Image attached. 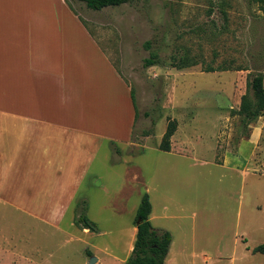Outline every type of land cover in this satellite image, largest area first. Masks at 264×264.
<instances>
[{
	"label": "rangeland",
	"instance_id": "374dc122",
	"mask_svg": "<svg viewBox=\"0 0 264 264\" xmlns=\"http://www.w3.org/2000/svg\"><path fill=\"white\" fill-rule=\"evenodd\" d=\"M69 1L135 91L134 144L123 151L105 144L72 196L28 193L27 205L14 194L1 198L0 264H89L88 251L106 249L129 257L147 187L153 224L173 233L177 264H264L253 252L264 244V113L248 121L237 112L248 79L264 74V3L131 0L95 10ZM152 52L160 62L146 67ZM175 54L197 64L173 67ZM172 119L176 148L166 152L160 144ZM68 201L59 226L43 220L42 212ZM81 214L96 224L90 236L76 223Z\"/></svg>",
	"mask_w": 264,
	"mask_h": 264
},
{
	"label": "crops",
	"instance_id": "0c3cea01",
	"mask_svg": "<svg viewBox=\"0 0 264 264\" xmlns=\"http://www.w3.org/2000/svg\"><path fill=\"white\" fill-rule=\"evenodd\" d=\"M82 17L69 0H0V199L14 194L27 205L28 193L69 197L105 144L122 151L134 144L132 87ZM181 146L186 151V141ZM150 198L153 224L158 216ZM68 207L69 201L64 210L47 209L43 220L59 226ZM137 231L134 224V242ZM173 239L165 264L178 261ZM97 257L96 264L128 259L108 249Z\"/></svg>",
	"mask_w": 264,
	"mask_h": 264
},
{
	"label": "trees",
	"instance_id": "16d2710c",
	"mask_svg": "<svg viewBox=\"0 0 264 264\" xmlns=\"http://www.w3.org/2000/svg\"><path fill=\"white\" fill-rule=\"evenodd\" d=\"M131 0H85L89 8L101 10L106 7H116ZM264 3V0H259ZM264 6V5H263ZM151 41L146 42V46L151 48ZM160 62L159 55L152 52L149 57L144 59L146 67L158 64ZM196 61L188 57H181L177 54L172 56L171 65L179 69L196 65ZM243 67H237L235 70H244ZM247 69V68H246ZM208 72L230 70L229 67H213L209 66L205 69ZM247 92L242 96L241 105L238 113L244 115L248 121H254L264 113V74L258 72L252 75L247 82ZM132 97L136 109V119L138 116V105L136 101L135 91L132 88ZM177 130V120L172 119L167 125V129L162 137L160 149L163 151H171L172 137ZM152 212L151 198L148 192L142 196L141 203L138 207L135 225L138 229L134 247L131 255L128 257L126 264H165L169 247L172 242V233L168 230L158 229L153 226L150 215ZM78 225L96 230V224L86 215H79L76 220ZM253 252H261L264 254V244H260L253 248Z\"/></svg>",
	"mask_w": 264,
	"mask_h": 264
},
{
	"label": "water",
	"instance_id": "95a60500",
	"mask_svg": "<svg viewBox=\"0 0 264 264\" xmlns=\"http://www.w3.org/2000/svg\"><path fill=\"white\" fill-rule=\"evenodd\" d=\"M97 261H98V258L93 256V257H91L89 264H96Z\"/></svg>",
	"mask_w": 264,
	"mask_h": 264
}]
</instances>
